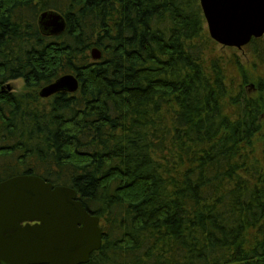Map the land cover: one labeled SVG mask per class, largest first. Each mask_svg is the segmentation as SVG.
I'll return each mask as SVG.
<instances>
[{"label":"trees","instance_id":"16d2710c","mask_svg":"<svg viewBox=\"0 0 264 264\" xmlns=\"http://www.w3.org/2000/svg\"><path fill=\"white\" fill-rule=\"evenodd\" d=\"M206 23L200 0H0V182L76 189L103 230L84 264H264V35L227 54Z\"/></svg>","mask_w":264,"mask_h":264},{"label":"water","instance_id":"95a60500","mask_svg":"<svg viewBox=\"0 0 264 264\" xmlns=\"http://www.w3.org/2000/svg\"><path fill=\"white\" fill-rule=\"evenodd\" d=\"M200 4L211 37L222 45L241 49L264 35V0H200ZM39 25L45 34L58 35L67 23L60 12L46 10ZM92 56L99 59L101 51L94 48ZM78 88V78L68 73L43 86L40 96ZM100 221L70 186L35 174L5 179L0 182V264L87 263L102 246Z\"/></svg>","mask_w":264,"mask_h":264},{"label":"rangeland","instance_id":"374dc122","mask_svg":"<svg viewBox=\"0 0 264 264\" xmlns=\"http://www.w3.org/2000/svg\"><path fill=\"white\" fill-rule=\"evenodd\" d=\"M206 29L208 30L207 23H206ZM229 47H231V46H225V45H222V44H220V43L217 42L215 48L217 49V51L230 54V53H232V50ZM234 48H236V47H234ZM235 50H237V52H238L239 55H242L243 54V50H240L238 48H236ZM11 84H12V87L15 90H17V91H21L25 87V82H24L23 79H17V80L11 81Z\"/></svg>","mask_w":264,"mask_h":264}]
</instances>
